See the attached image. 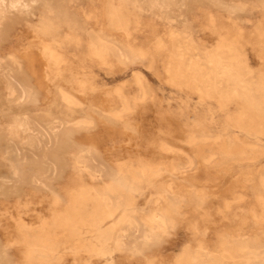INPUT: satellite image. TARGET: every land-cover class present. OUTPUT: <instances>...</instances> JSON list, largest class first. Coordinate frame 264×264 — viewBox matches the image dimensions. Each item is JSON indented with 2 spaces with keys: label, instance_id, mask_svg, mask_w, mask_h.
I'll use <instances>...</instances> for the list:
<instances>
[{
  "label": "rangeland",
  "instance_id": "rangeland-1",
  "mask_svg": "<svg viewBox=\"0 0 264 264\" xmlns=\"http://www.w3.org/2000/svg\"><path fill=\"white\" fill-rule=\"evenodd\" d=\"M262 99L264 0H0V264H264Z\"/></svg>",
  "mask_w": 264,
  "mask_h": 264
},
{
  "label": "bare ground",
  "instance_id": "bare-ground-1",
  "mask_svg": "<svg viewBox=\"0 0 264 264\" xmlns=\"http://www.w3.org/2000/svg\"><path fill=\"white\" fill-rule=\"evenodd\" d=\"M46 23V22H45ZM41 27V26H40ZM262 35V34H261ZM108 44V43H107ZM228 46V45H227ZM227 50V49H226ZM226 53V52H225ZM218 55V54H217ZM204 56V55H203ZM214 60V59H212ZM224 60V59H223ZM200 61V60H199ZM225 61H226V58H225ZM238 62V61H237ZM197 64V63H196ZM224 64V63H223ZM228 65V64H227ZM196 66V65H195ZM176 67V66H175ZM217 67V66H216ZM196 68V67H195ZM247 68V67H246ZM238 69V68H237ZM209 70V69H208ZM226 70V69H225ZM236 70V69H235ZM234 70V71H235ZM246 71V70H244ZM177 72V71H176ZM211 73V72H210ZM222 73V72H221ZM220 73V74H221ZM233 73V72H232ZM189 74V73H188ZM187 75V74H186ZM222 75V74H221ZM238 75V74H237ZM236 76V75H235ZM182 77V76H181ZM192 77V76H191ZM223 77V76H222ZM230 77V76H229ZM232 77V76H231ZM240 77V76H239ZM179 78V77H178ZM200 78V77H199ZM232 79V78H231ZM236 79V77H235ZM137 80V78H136ZM178 80V79H177ZM180 80V79H179ZM188 80V79H187ZM225 80V79H224ZM238 81V80H237ZM245 81V80H244ZM229 82V81H228ZM232 82V81H231ZM13 83V82H12ZM196 83V82H195ZM16 84V83H14ZM187 84V83H186ZM211 84V83H210ZM18 85V84H17ZM208 85V84H207ZM233 85V84H232ZM236 85V84H235ZM226 86V85H225ZM190 87V86H189ZM242 87V86H241ZM187 88V87H186ZM19 89V88H18ZM188 89V88H187ZM20 90V89H19ZM19 90H18V93H19ZM240 90V89H239ZM259 90V89H258ZM226 91V90H225ZM235 91V90H234ZM233 91V92H234ZM260 91V90H259ZM199 92V91H198ZM205 92V91H204ZM207 92V91H206ZM21 93H22V90H21ZM20 94V93H19ZM19 94H16V95H19ZM236 94V93H235ZM234 94V95H235ZM240 94V93H239ZM238 94V95H239ZM21 95V94H20ZM208 95V94H207ZM263 97V96H262ZM201 99V98H200ZM71 100V99H70ZM240 100V98L238 99ZM244 100V99H243ZM260 100V99H259ZM264 100V99H262ZM229 101V100H227ZM251 103V102H250ZM253 103V101H252ZM77 105V104H76ZM250 106V105H249ZM256 111V110H254ZM260 111V110H259ZM262 112V111H261ZM264 113V112H263ZM255 117V116H254ZM257 117V116H256ZM33 121V120H32ZM249 125V124H248ZM47 135V134H46ZM260 135V134H259ZM48 136V135H47ZM32 139V138H31ZM86 159V158H85ZM150 168V167H149ZM142 170V169H141ZM241 172V171H240ZM237 176V175H236ZM69 185H67V189H66V192L65 195L67 194V210H69L70 214L73 216L74 219H76L78 221L79 218L85 216V212L83 211L82 209V206H81V203L87 198L86 194L85 193H82L81 189L80 188H76V186L72 185L69 182H67ZM108 187V186H107ZM132 189V188H131ZM132 197V196H131ZM103 198V197H102ZM254 198V197H253ZM105 199V198H104ZM253 207V206H252ZM101 215L105 216V215H109L111 214V211L105 207L104 209H99L98 210ZM80 222V221H79ZM82 224V222H81ZM64 226V225H63ZM66 226V225H65ZM223 253V251H222ZM229 255V254H228ZM216 257L212 256V260H211V263L209 264H217V262L215 261Z\"/></svg>",
  "mask_w": 264,
  "mask_h": 264
}]
</instances>
